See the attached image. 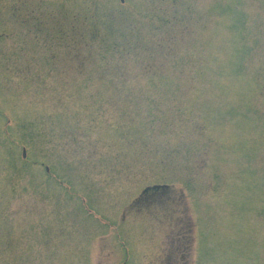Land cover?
<instances>
[{"label":"rangeland","instance_id":"rangeland-1","mask_svg":"<svg viewBox=\"0 0 264 264\" xmlns=\"http://www.w3.org/2000/svg\"><path fill=\"white\" fill-rule=\"evenodd\" d=\"M173 260L264 264V0H0V264Z\"/></svg>","mask_w":264,"mask_h":264},{"label":"flooded vegetation","instance_id":"flooded-vegetation-1","mask_svg":"<svg viewBox=\"0 0 264 264\" xmlns=\"http://www.w3.org/2000/svg\"><path fill=\"white\" fill-rule=\"evenodd\" d=\"M47 169H48V171L50 170V167H47ZM179 242V241H178ZM53 246H55L57 249H58V245L57 244H55V245H53ZM179 248H181L180 250H179V252H177V250H174V252H171L172 253V255H174V254H179V253H181V256L179 257V259H180V261H181V259H184L183 257L185 256V254L187 253V249H185L184 251H182V247H181V245L179 246ZM134 251V250H133ZM184 253V254H183ZM187 255V254H186ZM134 259H135V251H134ZM171 259V258H170ZM172 259H175V256L172 258ZM100 260V259H99ZM97 264H105L104 262L102 263V262H98ZM125 264V263H124ZM136 264V263H135ZM147 264H150V262H147ZM173 264H176V262H175V260H173Z\"/></svg>","mask_w":264,"mask_h":264},{"label":"bare ground","instance_id":"bare-ground-1","mask_svg":"<svg viewBox=\"0 0 264 264\" xmlns=\"http://www.w3.org/2000/svg\"><path fill=\"white\" fill-rule=\"evenodd\" d=\"M144 193H148V191H145Z\"/></svg>","mask_w":264,"mask_h":264}]
</instances>
